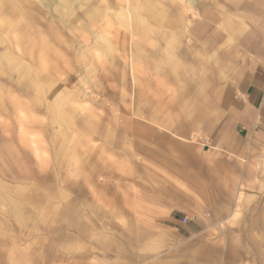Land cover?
<instances>
[{"label": "rangeland", "instance_id": "374dc122", "mask_svg": "<svg viewBox=\"0 0 264 264\" xmlns=\"http://www.w3.org/2000/svg\"><path fill=\"white\" fill-rule=\"evenodd\" d=\"M210 2L0 0V264H264V200H235L251 230L229 253L146 215L196 141L172 133L199 107L186 26Z\"/></svg>", "mask_w": 264, "mask_h": 264}, {"label": "crops", "instance_id": "0c3cea01", "mask_svg": "<svg viewBox=\"0 0 264 264\" xmlns=\"http://www.w3.org/2000/svg\"><path fill=\"white\" fill-rule=\"evenodd\" d=\"M161 24L166 25L165 18ZM186 36L200 56L196 81L201 90L193 100L199 107L179 113L190 122L172 135L196 141L177 144L178 158L162 161L163 167L175 168L178 183L169 212L146 215L162 216L166 222L159 228L170 236L182 228L199 239L200 247L229 253L245 239L241 234V243H235L234 233L251 230L235 228V200L241 199L244 215L249 212L243 209L259 208L264 200V0L199 5ZM215 232H224L223 244L211 239Z\"/></svg>", "mask_w": 264, "mask_h": 264}, {"label": "built area", "instance_id": "2783aa9c", "mask_svg": "<svg viewBox=\"0 0 264 264\" xmlns=\"http://www.w3.org/2000/svg\"><path fill=\"white\" fill-rule=\"evenodd\" d=\"M187 221V217L182 218V222L185 223Z\"/></svg>", "mask_w": 264, "mask_h": 264}, {"label": "bare ground", "instance_id": "6f19581e", "mask_svg": "<svg viewBox=\"0 0 264 264\" xmlns=\"http://www.w3.org/2000/svg\"><path fill=\"white\" fill-rule=\"evenodd\" d=\"M143 4V3H142ZM25 45V44H24Z\"/></svg>", "mask_w": 264, "mask_h": 264}]
</instances>
